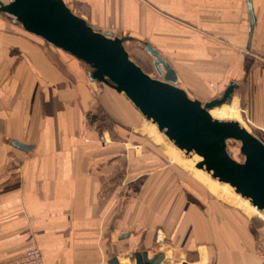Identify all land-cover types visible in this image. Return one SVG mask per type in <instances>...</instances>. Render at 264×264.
I'll list each match as a JSON object with an SVG mask.
<instances>
[{
  "label": "crops",
  "instance_id": "0c3cea01",
  "mask_svg": "<svg viewBox=\"0 0 264 264\" xmlns=\"http://www.w3.org/2000/svg\"><path fill=\"white\" fill-rule=\"evenodd\" d=\"M67 1L83 3L79 13L97 30L135 38L129 52L145 65L155 68V58L138 41L169 53L178 84L202 102L234 81L228 109L239 118L243 102L248 128L264 141V0H250L253 27L248 0ZM90 71L0 12V264L34 244L45 264H110L113 256L136 264L131 252L157 253L158 228L180 262L199 248L194 264L263 263L253 217L209 198L142 131L146 119L127 96ZM98 111L110 127L88 120ZM17 140L33 147L21 150ZM11 156L22 159L18 167ZM186 168L257 212L229 185Z\"/></svg>",
  "mask_w": 264,
  "mask_h": 264
},
{
  "label": "water",
  "instance_id": "95a60500",
  "mask_svg": "<svg viewBox=\"0 0 264 264\" xmlns=\"http://www.w3.org/2000/svg\"><path fill=\"white\" fill-rule=\"evenodd\" d=\"M250 2L247 6L253 27L254 10ZM0 12L14 16L15 22L21 23L25 30L83 60L91 68L88 73L91 80L111 85L125 94L145 119L155 122L173 145L183 149L186 158L195 153L202 158L197 168L231 185L264 213V141L237 119L223 120L210 115L211 109L232 99L234 81L218 98L202 102L191 97L178 84L174 68L150 41L138 43L155 58L158 78L147 73L126 50V42L135 38L97 30L82 15L74 13L66 0H8L7 3L0 0ZM234 139L241 142L243 162L228 150L227 141ZM12 144L25 151L33 147L18 140ZM131 255L136 264H158L165 258L160 253L150 257L146 249ZM109 263L121 264L116 256Z\"/></svg>",
  "mask_w": 264,
  "mask_h": 264
},
{
  "label": "rangeland",
  "instance_id": "374dc122",
  "mask_svg": "<svg viewBox=\"0 0 264 264\" xmlns=\"http://www.w3.org/2000/svg\"><path fill=\"white\" fill-rule=\"evenodd\" d=\"M1 1H3V2H8V0H1ZM67 1V0H66ZM67 3L69 4V6H70V8H71V10L74 12V13H76V14H80V15H82L81 13H79V11H81L80 10V8H82L83 7V9H87L85 6H83V3H80V2H76V1H67ZM83 16V15H82ZM86 19V18H85ZM126 45V50L129 52L131 49H130V46H133V47H135L134 46V44H132V43H126L125 44ZM53 46V45H52ZM62 52H64V51H62ZM67 54H68V52H66ZM51 55H53L52 53H50ZM165 54H166V58L167 59H169L170 57H171V55L169 54V53H166L165 52ZM131 55V54H130ZM53 57H54V55H53ZM131 57H132V59L134 60V61H136L140 66H142V68L147 72V73H151V75H153V77H156V78H158V73H157V71H156V68H153V65H145L141 60H139V58L138 57H133L132 55H131ZM81 61V60H80ZM83 61V60H82ZM84 62V61H83ZM84 64H85V62H84ZM85 66H87L86 64H85ZM87 67H89V66H87ZM184 89V88H183ZM185 90V89H184ZM187 91V90H186ZM188 92V91H187ZM222 90H219L218 92H216L213 96H211V98L212 97H219V96H221V95H223L222 93ZM191 97H193V94L192 95H190ZM211 98H209V97H207V99L206 100H211ZM214 99V98H213ZM234 96L232 97V99H229L228 101H227V103L226 104H228V105H226V106H224L223 108H221L220 110L219 109H217L215 112H213V116L215 117V118H221V119H235L237 116L235 115V110L233 111V109H228V107L229 106H233V105H235L234 104ZM233 100V101H232ZM204 102H206V101H204ZM238 105H239V107H238V109H239V115H240V117H239V122H241L242 124H244L245 125V127H247L248 128V126H247V124H248V121H246V119H245V117H244V115H243V109H244V103L243 102H241V104L238 102ZM97 114H99L100 115V117H103L104 116V114H102L100 111H98L96 114H94V115H97ZM96 124H97V127H98V124L100 123L101 125H102V127H99V128H103V129H105V128H107V127H110L111 126V124L112 123H110L109 121H106V120H100V119H97V122H95ZM163 136V138L166 140V143L167 144H170L171 146H173V144L169 141V139L166 137V136H164V135H162ZM260 139V138H259ZM158 143V142H157ZM227 143H229L228 144V150H229V152H230V155L231 156H233L234 158H236V159H238V161L239 162H243L244 160H245V156H243L240 152H241V142H239V141H237L236 139H234V140H228L227 141ZM169 145V146H170ZM164 148V150L166 151V152H164L165 154H168V155H166V156H169L170 157V154H173L174 155V149L173 148H168L167 146H164L163 147ZM184 154H185V152H184ZM183 154V156H184V159L186 158L185 157V155ZM175 156V155H174ZM11 158H12V165H14V166H16V167H18L19 166V164H21V161H22V159H20V158H18V157H15V156H11ZM171 159V158H170ZM187 159H189V158H187ZM173 161V160H172ZM186 162V161H185ZM176 164H178L179 165V167L181 168L182 167V169L184 170V171H187V172H190L192 175H194L195 176V178L199 181V182H201L202 184L201 185H203V188H204V191H206L207 193H209V195H208V197L209 198H212L213 200H220L221 202H223V201H225L226 202V204L228 205V207H233V208H236V209H239V210H241V212H243V214L245 215V216H247V217H253L252 218V220L250 221L251 222V224L254 226V228L256 227V232H254L253 233V236L255 237V239H256V242H257V247L255 248L257 251H258V254H259V256H260V260L262 259V262L263 263H261V264H264V213L263 214H260V213H262V212H260V211H258L257 209H255V210H257V212H254L253 210H251V211H249V210H245V209H243V208H240V206L238 205V204H236V203H234L233 201H231V200H229V199H226L225 197H222V196H220V195H218L215 191H213L212 190V188H210V187H207L206 185H205V183H203L199 178H198V176L197 175H195V174H193V172H191V171H189L182 163L180 164V163H177V162H175ZM203 171V170H202ZM204 173H206V174H208L207 172H205V171H203ZM210 175V174H209ZM212 177V176H211ZM212 179H213V177H212ZM214 180H216V179H214ZM216 181H218V180H216ZM219 182V181H218ZM209 183H210V185L212 184V185H214V186H216L217 184H215V182L213 183L212 181H209ZM222 183V182H221ZM222 184H224V183H222ZM227 186H228V184H226ZM231 186V185H230ZM233 188V187H232ZM234 189V188H233ZM217 190V189H216ZM235 191V190H234ZM240 196V195H239ZM241 197V196H240ZM253 208V207H252ZM260 212V213H259ZM158 230L159 231H162L163 233H164V240H163V242H160V241H155V238H156V235H157V232H158ZM155 238H153V241H154V244H155V247H154V249L155 250H158L157 251V253L155 254V255H157L158 253H160V254H163V255H165V258H164V260L162 261V263H165V261H168L171 257V259L174 261V262H172V264H184V262L185 261H187L188 262V264H194V262H196V261H199V258H200V253H199V251H198V249L199 248H197V250H196V254H197V257L196 256H194V254H189V255H187V257L182 261V262H180L181 260H179V258H177L176 256H175V254H173L172 253V250H173V247H172V243H170V241H169V235L166 233V231L165 230H163L162 228L161 229H157L156 230V232H155ZM199 247V246H198ZM175 256V257H174ZM179 256V255H178ZM169 262V261H168ZM170 264H171V262H170ZM260 264V263H259Z\"/></svg>",
  "mask_w": 264,
  "mask_h": 264
},
{
  "label": "bare ground",
  "instance_id": "6f19581e",
  "mask_svg": "<svg viewBox=\"0 0 264 264\" xmlns=\"http://www.w3.org/2000/svg\"><path fill=\"white\" fill-rule=\"evenodd\" d=\"M7 3V2H6ZM190 95V94H189ZM233 101V100H232ZM226 105H228V104H224V105H221V106H219V107H216V108H214V109H211L210 110V115L211 116H213V111H215V110H217V109H219L220 110V108H223L224 106H226ZM214 117V116H213ZM215 118V117H214ZM217 119H220V118H217ZM235 119H237V121L239 120V118L238 117H236ZM223 120H234V119H223ZM241 123V122H240ZM243 126L245 127V125L243 124ZM158 127H157V125L155 124V122H153V121H151V120H148V119H146V121L144 122V124H143V128H142V131L143 132H146V133H149V135L150 136H152V137H154L155 138V140H156V143L159 145V146H161L162 147V149H164L163 147L164 146H167L168 148H173L174 149V155H175V157L179 160V161H181L186 167H188V168H190V169H192V170H194V171H197V172H200L201 174H206V173H204L201 169H199V168H197L198 167V165H197V163L198 162H200L201 160H202V158L201 157H199L198 155H197V153H195L191 158H189V159H187V158H185L184 159V156H183V154H184V151H183V149H181V148H178L177 146H175V145H173V146H171L170 144H167L166 143V140L163 138V136L162 135H164V136H166L164 133H162V132H160L158 129H157ZM247 128V127H246ZM167 137V136H166ZM168 138V137H167ZM169 139V138H168ZM170 141V140H169ZM171 142V141H170ZM172 143V142H171ZM173 144V143H172ZM170 145V146H169ZM186 161V162H185ZM206 172V171H205ZM210 173H208V175H209ZM210 176H212L211 174H210ZM213 180H214V178H213ZM214 181H216V180H214ZM216 182H218V181H216ZM219 183H221V182H219ZM224 184H226L225 182H223ZM229 185V184H228ZM230 186V185H229ZM230 188L232 189V191L236 194V196H239V193L238 192H235L234 191V189L232 188V186H230ZM240 197V196H239ZM242 200H244V201H246V202H248L253 208H255V209H257L252 203H250V201L249 200H247V199H245V198H243V197H240ZM249 207V206H248ZM258 211H260V210H258ZM260 212H262V211H260ZM263 213V212H262ZM130 261H131V264H134V262H133V260L132 259H130Z\"/></svg>",
  "mask_w": 264,
  "mask_h": 264
},
{
  "label": "built area",
  "instance_id": "2783aa9c",
  "mask_svg": "<svg viewBox=\"0 0 264 264\" xmlns=\"http://www.w3.org/2000/svg\"><path fill=\"white\" fill-rule=\"evenodd\" d=\"M163 240L164 233L158 230L155 241L163 242ZM42 256L40 248L34 244L25 253L21 254V256L11 260L8 259V261L2 262L1 264H45Z\"/></svg>",
  "mask_w": 264,
  "mask_h": 264
},
{
  "label": "trees",
  "instance_id": "16d2710c",
  "mask_svg": "<svg viewBox=\"0 0 264 264\" xmlns=\"http://www.w3.org/2000/svg\"><path fill=\"white\" fill-rule=\"evenodd\" d=\"M97 119L109 121L108 118H106L105 116L100 117L99 114H97V115H90V116L88 117V120H89L91 123H95V122H97ZM109 122L112 123V121H109ZM98 127H102V125L99 123V124H98ZM228 144H229V143H228Z\"/></svg>",
  "mask_w": 264,
  "mask_h": 264
}]
</instances>
